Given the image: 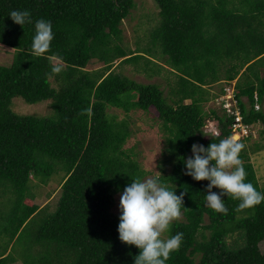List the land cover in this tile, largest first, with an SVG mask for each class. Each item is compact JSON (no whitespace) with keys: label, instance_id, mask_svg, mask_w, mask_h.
Instances as JSON below:
<instances>
[{"label":"trees","instance_id":"16d2710c","mask_svg":"<svg viewBox=\"0 0 264 264\" xmlns=\"http://www.w3.org/2000/svg\"><path fill=\"white\" fill-rule=\"evenodd\" d=\"M155 1L160 19L149 33V48L131 51L122 25L135 0H0V43L14 49L12 63L0 64V239L7 247L0 264H133L139 249L119 239L120 212L113 208L116 195L148 172L125 148L129 120L109 109L128 114L152 107L165 135L164 163L171 166L158 177L177 195L185 193L187 207L168 230V238L184 235L166 264H264V199L237 211L239 201L224 196L228 212H216L204 196L209 182L185 175L182 161L194 143L207 147L235 134L236 114L205 108L234 81L249 128L237 142L249 140L256 124L264 126V0ZM12 10H29L33 23L16 24ZM41 18L52 22L54 39L36 56L34 22ZM156 54L165 61L157 64ZM92 61L102 65L89 69ZM130 63L150 77L153 65L160 67L157 73H175L171 94L119 71ZM53 66L62 70L53 73ZM15 99L50 101L51 111L19 113ZM209 118L219 124V134L204 131ZM242 144L246 179L264 189ZM57 173L63 178L55 210L38 216L25 251L8 252L42 209L28 201L35 197L33 179L46 185Z\"/></svg>","mask_w":264,"mask_h":264},{"label":"clouds","instance_id":"9594fccd","mask_svg":"<svg viewBox=\"0 0 264 264\" xmlns=\"http://www.w3.org/2000/svg\"><path fill=\"white\" fill-rule=\"evenodd\" d=\"M9 16L22 27L33 23L29 10H12ZM34 28L31 53L41 56L51 47L54 39L53 25L50 20L41 18L34 22ZM51 70L59 73L62 69L53 66ZM210 132L219 134V127H214ZM233 136L207 147L194 143L191 147L192 155L182 157L185 175L196 181L209 182L206 185L207 194L204 195L207 206L220 213L228 212L224 196L239 201L237 211L264 199V189L246 179L247 173L240 160L244 145ZM213 188L221 191L215 192ZM184 195L183 192L177 195L176 190H169L159 177L135 179L125 186L120 195L118 233L123 243L139 249L133 264H166L170 254L179 250L183 242L182 232L167 239L162 236L169 230L171 223L181 217L182 206L187 208L183 205Z\"/></svg>","mask_w":264,"mask_h":264},{"label":"rangeland","instance_id":"374dc122","mask_svg":"<svg viewBox=\"0 0 264 264\" xmlns=\"http://www.w3.org/2000/svg\"><path fill=\"white\" fill-rule=\"evenodd\" d=\"M136 7L132 10L128 18L123 22L124 29V46L131 51H138L143 48H149L150 40L149 33L151 28L157 24L159 21V8L155 0H135ZM156 63L164 62V57L156 54ZM14 58V49L0 43V64L10 65ZM59 62V60H56ZM116 63H119L117 61ZM144 61L142 60L138 63L142 69ZM102 65L98 61H92L88 66L89 69H95ZM137 67L133 64H123L119 71L129 77L136 79L137 81L144 83L155 82L159 84L167 95L171 94V89L175 86V81L177 76L170 70H162V72L157 73V65H153L156 73L152 77L148 76L147 73L143 71L136 70ZM147 68H152L151 64ZM151 69V70H154ZM152 74V73H151ZM264 76V70L262 71ZM226 86V84H219L213 86V91H219L221 87ZM230 86V85H228ZM227 86V87H228ZM15 110L19 113H38V114H48L51 111L50 101H42L38 104H28L22 99H15ZM221 104L217 100H211L205 104L206 110L217 109L220 113H223L220 109ZM261 108V104H260ZM258 108V109H260ZM111 113H117L119 118H125L129 120L130 130L132 132L131 137L128 138L125 148L131 149L133 151V156L141 164V166L148 172L145 179L155 178L162 175L163 170L166 172L171 171V166L164 163V152L166 151L165 135L160 129L161 121L158 118L157 111L152 107L149 111H144L142 109H133L130 112H125L120 109L110 108ZM210 112V111H209ZM214 127H219V124L213 118H209L206 122L204 131L210 132ZM264 126L261 123L256 124L253 134L249 140H244V143L248 152L251 156V160L255 165L257 170V175L261 185H264ZM247 135V134H246ZM240 133L233 138L235 140H241ZM256 144L261 146V149H256ZM63 173H57L52 176V179L48 184H42L37 179H33L32 192L34 193V198L28 200L29 203L38 204L42 209L37 214V218L29 222V228L26 234H23L15 243L9 246V251H16L22 253L25 251L26 247L29 245L31 238L29 235L34 231L37 223L40 222L38 216H43L45 213L52 212L55 210L59 197L61 195V183H62ZM215 192H220V189L213 188ZM120 195H116V204L113 208L114 212H120L119 203ZM49 214V213H48ZM40 216V217H41ZM43 218V217H42ZM183 215L179 219H182ZM208 220V217H206ZM162 238H168V230L163 233ZM262 252L264 253V241L260 243ZM7 249L5 244V239L1 237L0 239V255H2ZM19 259H22L21 255H16ZM15 264H23L19 260Z\"/></svg>","mask_w":264,"mask_h":264},{"label":"built area","instance_id":"2783aa9c","mask_svg":"<svg viewBox=\"0 0 264 264\" xmlns=\"http://www.w3.org/2000/svg\"><path fill=\"white\" fill-rule=\"evenodd\" d=\"M217 102L221 104L220 107L226 109L228 113L236 114V122L234 123L235 136L240 133V137L249 134V128L243 123L242 115L238 107V102L235 97V83L226 87V94L217 98ZM260 108V104H256V109ZM217 133V132H216ZM247 134V135H246Z\"/></svg>","mask_w":264,"mask_h":264}]
</instances>
